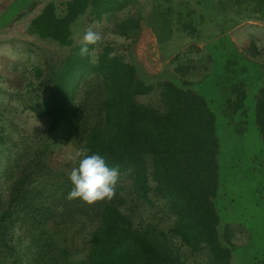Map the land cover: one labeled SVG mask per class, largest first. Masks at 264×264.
Here are the masks:
<instances>
[{"label":"trees","instance_id":"trees-1","mask_svg":"<svg viewBox=\"0 0 264 264\" xmlns=\"http://www.w3.org/2000/svg\"><path fill=\"white\" fill-rule=\"evenodd\" d=\"M125 5V0H54L30 23L31 34L69 52L54 64L33 65L29 72L34 79L25 82L29 97L22 102L46 120L47 129L11 155L6 192L0 194V264H187V255L202 257L205 264H240L235 255L243 248L231 240L229 223L221 228L223 219H232L222 178L227 151L220 133L227 129L238 153L241 136L254 123L262 146L248 163L264 177L263 66L250 62L251 75L246 65L237 70L241 61H249L219 29L217 42L228 50V58L223 77L214 80L217 92L199 93L198 85L211 74L200 83H149L128 58L131 42L152 39L141 15L122 19L111 29L113 40L100 39L89 45L90 55L81 56L84 43H76L75 36L85 18L102 22ZM237 6L255 10L254 16L264 15V0H229L220 9L233 14ZM185 13L184 31L200 34L189 18L193 11ZM218 46L212 44L211 50L216 60ZM155 90L157 105L138 101ZM63 138L73 140L78 151L87 148L117 168L118 179L129 182L133 203L162 201L170 227L136 224L129 202L120 195L91 204L67 199L72 188L69 175L52 160ZM5 142L2 128L0 146ZM85 224L90 230L82 247L76 248L77 227ZM255 264H264V256Z\"/></svg>","mask_w":264,"mask_h":264},{"label":"rangeland","instance_id":"rangeland-1","mask_svg":"<svg viewBox=\"0 0 264 264\" xmlns=\"http://www.w3.org/2000/svg\"><path fill=\"white\" fill-rule=\"evenodd\" d=\"M59 1L61 0H55L56 3H60ZM225 1L229 0H125L123 10L106 16L102 22L85 18L76 31L75 41L84 43L83 35L89 28L98 33L101 39L113 40L111 29L122 19L144 16L150 27L151 41L140 38L128 46V41L117 38L119 44L125 43L129 47L128 58L138 66L142 78L154 84L175 79L200 83L205 76L211 74L210 79L207 78L205 83L198 85L199 90L202 89L199 93L211 95L217 92L214 80L223 77L224 64L228 58V50H223L217 42L221 35L219 29L226 31L227 37L239 51L245 53L249 61H241L237 70L246 65L251 75L254 68L250 62H255L263 66L261 70L264 71V27L259 20H240L254 16L256 11L237 6L235 13H227L221 10V4ZM187 9L193 11L189 18L193 20L192 23L201 36L198 32L191 35L184 31ZM202 16L203 21L200 18ZM231 24L232 27H229ZM21 38V41H7L0 50V129L3 128L6 137L5 144L0 146V194L6 192L11 155L22 149L26 142L31 143L36 134L47 129L46 120L36 117L22 102V99L29 97L25 90L26 80L34 79L29 71L39 62L51 61L54 64L69 52V48L60 47L55 42H45L35 35L28 36L25 32ZM212 44L219 45L215 48L218 60L211 52ZM30 50L34 53L30 54ZM178 66L181 68L177 70ZM215 69L217 77L212 75ZM158 94L159 91L155 90L152 94L139 96L137 99L140 103L154 106L159 102ZM239 127L246 131L247 126L243 122H240ZM247 129L239 140L241 151L237 153L236 147H233L234 138L227 134L225 127L221 128V143L227 151L222 162V178L225 180L223 186L226 184L227 188L228 218L233 221L223 219L221 228L229 223L231 240L236 246L243 248L237 257L235 255V261L240 264H255L257 258L264 256V177L255 172L248 162L261 151L262 140L254 123ZM58 142L52 157L53 166L69 175L71 168L75 166L74 158L78 149L71 139L63 138ZM129 187V182L118 179L113 197L120 195L127 199V207L133 214L135 223L152 222L168 229L171 220L164 211L166 209L163 202L153 199L152 202L143 204L133 203L132 197L128 195ZM220 214L222 215L221 212ZM89 230V224L77 227L74 236L76 248L82 247ZM77 257L80 258L81 255ZM186 257L187 264H205L202 257Z\"/></svg>","mask_w":264,"mask_h":264},{"label":"clouds","instance_id":"clouds-1","mask_svg":"<svg viewBox=\"0 0 264 264\" xmlns=\"http://www.w3.org/2000/svg\"><path fill=\"white\" fill-rule=\"evenodd\" d=\"M100 35L90 28L84 33V44L80 48V55H90L89 45L96 44ZM75 159V166L69 172L72 184L67 199H79L86 203H95L111 199L119 176V170L109 167L105 158L98 153H89V149L81 148Z\"/></svg>","mask_w":264,"mask_h":264},{"label":"crops","instance_id":"crops-1","mask_svg":"<svg viewBox=\"0 0 264 264\" xmlns=\"http://www.w3.org/2000/svg\"><path fill=\"white\" fill-rule=\"evenodd\" d=\"M51 1L54 0H40V3H38L39 0H0V50L7 41H9L8 43L14 42L16 39L21 41L23 32L28 34V36L34 35L29 32L30 23ZM65 1L68 0L59 2L63 3ZM38 7L40 8L38 9ZM263 19L264 15L262 16L261 13L251 18V20L259 21ZM44 41L51 42L48 40Z\"/></svg>","mask_w":264,"mask_h":264},{"label":"built area","instance_id":"built-area-1","mask_svg":"<svg viewBox=\"0 0 264 264\" xmlns=\"http://www.w3.org/2000/svg\"><path fill=\"white\" fill-rule=\"evenodd\" d=\"M260 25L264 27V19L260 21Z\"/></svg>","mask_w":264,"mask_h":264}]
</instances>
